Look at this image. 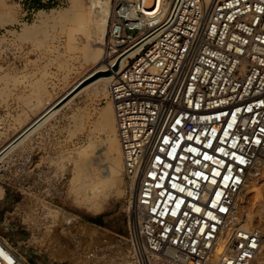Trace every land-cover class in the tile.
Listing matches in <instances>:
<instances>
[{
	"label": "built area",
	"instance_id": "obj_1",
	"mask_svg": "<svg viewBox=\"0 0 264 264\" xmlns=\"http://www.w3.org/2000/svg\"><path fill=\"white\" fill-rule=\"evenodd\" d=\"M114 1L103 72L134 184L130 264H254L258 229L220 242L264 163V0ZM0 264L30 263L0 235Z\"/></svg>",
	"mask_w": 264,
	"mask_h": 264
},
{
	"label": "rangeland",
	"instance_id": "obj_2",
	"mask_svg": "<svg viewBox=\"0 0 264 264\" xmlns=\"http://www.w3.org/2000/svg\"><path fill=\"white\" fill-rule=\"evenodd\" d=\"M110 2L113 11L115 1ZM72 4L0 0V145L39 115L28 121L40 98L45 108L57 99L56 105H63L27 141L12 148L0 167V235L30 264H130L133 250L124 235L131 180L123 171L125 193L113 189L97 209L74 189L79 148H88L94 139L93 157L104 159L107 144L99 117L109 102L108 91L81 89L109 73L99 70L86 78L95 65L90 58L95 38L101 37L65 19L63 12ZM22 87L28 90L25 95ZM15 95L18 101L25 96L26 110L15 108ZM53 208L65 215L58 217L60 211ZM46 213L53 216L49 223H44ZM66 213L74 217L73 224L67 223Z\"/></svg>",
	"mask_w": 264,
	"mask_h": 264
},
{
	"label": "bare ground",
	"instance_id": "obj_3",
	"mask_svg": "<svg viewBox=\"0 0 264 264\" xmlns=\"http://www.w3.org/2000/svg\"><path fill=\"white\" fill-rule=\"evenodd\" d=\"M110 3V0H73L71 7L64 10L63 12L65 19L67 17L73 23L82 26L84 31L90 36L95 37L96 34H99L101 37V40L99 41L95 38L94 52L90 57L92 60H94L95 65L92 68L91 73L86 75V78L91 77L96 71H103L106 68L104 62L105 37L109 17L112 14V9L110 11ZM96 19L99 20V22H96ZM94 25H96V27ZM31 28L32 27L29 25H26L25 27L27 31L32 30ZM110 81L111 77L109 75L95 78L93 81L85 85L81 91L84 89H89L93 94L106 93L108 91ZM74 88L75 86H73L69 92H72ZM58 100L59 99L51 103L36 118L28 123L22 130H20L12 139L3 145L4 151L2 155H0V158L2 156H7L11 152L10 150L12 148L16 147L22 142L27 141V139H29L43 123L60 111L63 105L58 107V105H56ZM99 121L101 131L104 133L106 139L105 141L107 143L106 146H104L106 152L105 150L103 152V154L105 153V158L102 159L101 156L93 157L94 153L92 152V147L94 144V139H91L89 146L87 145L88 148H79L77 151V157L82 156V158L80 161H75L76 173L74 172L75 176L73 177V182H75L74 189L78 193L79 198L89 202L90 206L95 209L99 208L101 203L100 201L112 193L113 189L120 187V189L118 188L120 193H125V190L121 185L124 171L122 151L120 141L117 136L115 113L113 105L110 101L102 110ZM111 132L114 134H111ZM261 164L263 163L256 164L255 167L249 172L246 183L236 202L237 213L235 219L222 234L220 246H223L231 238L237 226L256 228L260 233L264 234V166L261 167ZM85 187H87V191L83 192ZM133 188L134 184L131 183V196L133 194ZM133 202L134 201L131 197V203L127 206V234L124 235L126 238H129L131 232L132 221L130 222V218L133 219ZM53 209L54 210L52 212H55L56 208ZM61 210H59L60 212L58 217L62 216L61 213H63V216L65 215V212H62ZM66 215L69 217L67 223L73 224L74 217L70 213H66ZM50 217L53 218L52 214L46 213L43 217L45 221L44 223H49ZM7 240H5V242L10 245ZM11 247L13 248V246ZM22 256H20L21 259L25 261L26 259ZM254 264H264V243L261 246Z\"/></svg>",
	"mask_w": 264,
	"mask_h": 264
},
{
	"label": "crops",
	"instance_id": "obj_4",
	"mask_svg": "<svg viewBox=\"0 0 264 264\" xmlns=\"http://www.w3.org/2000/svg\"><path fill=\"white\" fill-rule=\"evenodd\" d=\"M19 91L24 92V95H25V93L28 92V90L26 88L23 89V87ZM15 94H17V92ZM12 101H14L13 103H14L15 108H20V109H24V110H26L28 108L26 105L27 100H26L25 96L22 100L18 101L17 96L15 95L14 98L12 99ZM35 103H36V108H37L36 113H35V115H30V119H28V121L31 120L32 118H34L36 115L40 114V112H42L46 106L43 104V103H45V101H43L41 98L39 100H37ZM23 117H25V116L23 115ZM28 121H26V122H28Z\"/></svg>",
	"mask_w": 264,
	"mask_h": 264
},
{
	"label": "water",
	"instance_id": "obj_5",
	"mask_svg": "<svg viewBox=\"0 0 264 264\" xmlns=\"http://www.w3.org/2000/svg\"><path fill=\"white\" fill-rule=\"evenodd\" d=\"M17 138V137H16Z\"/></svg>",
	"mask_w": 264,
	"mask_h": 264
}]
</instances>
